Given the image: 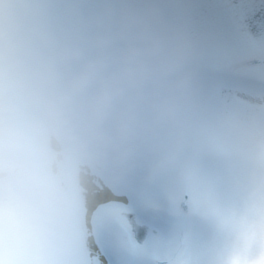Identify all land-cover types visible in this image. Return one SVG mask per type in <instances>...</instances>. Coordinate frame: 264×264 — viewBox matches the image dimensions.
I'll list each match as a JSON object with an SVG mask.
<instances>
[{"label": "snow or ice", "instance_id": "snow-or-ice-1", "mask_svg": "<svg viewBox=\"0 0 264 264\" xmlns=\"http://www.w3.org/2000/svg\"><path fill=\"white\" fill-rule=\"evenodd\" d=\"M197 21L208 37V55L224 81L264 84V0H194ZM197 173L158 205L138 204L99 209L106 220L97 236L98 253L85 254L83 264H264V202L243 218V241L227 261L220 258L221 235L209 213L212 198L230 202L226 179L196 166Z\"/></svg>", "mask_w": 264, "mask_h": 264}, {"label": "clouds", "instance_id": "clouds-1", "mask_svg": "<svg viewBox=\"0 0 264 264\" xmlns=\"http://www.w3.org/2000/svg\"><path fill=\"white\" fill-rule=\"evenodd\" d=\"M0 0V13H10ZM140 55L123 34L122 14L93 22L83 35H34L30 64L20 84L24 123L38 140L44 126L67 113L102 120L140 79Z\"/></svg>", "mask_w": 264, "mask_h": 264}]
</instances>
